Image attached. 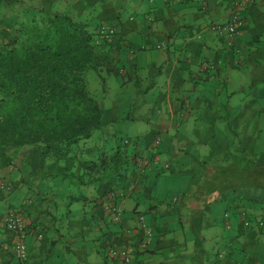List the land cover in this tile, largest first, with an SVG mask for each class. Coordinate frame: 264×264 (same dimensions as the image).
<instances>
[{
  "label": "crops",
  "instance_id": "obj_1",
  "mask_svg": "<svg viewBox=\"0 0 264 264\" xmlns=\"http://www.w3.org/2000/svg\"><path fill=\"white\" fill-rule=\"evenodd\" d=\"M230 6V0H0V45L35 9L64 13L96 34L104 26L117 32L104 45L113 66L102 74L99 102L108 124L97 139L37 176L27 171L28 148H0V174L12 187L0 191V264H16L19 235L6 227L9 211L23 217L27 264H116L108 251L127 245L137 248L134 264H264L263 227L243 225L247 216L264 222V169H250L264 160V0L229 45L207 28L226 22ZM212 63L217 69L207 70ZM131 124L149 130L124 134ZM117 144L119 163L111 158ZM133 154L160 167L151 162L140 171ZM114 201L124 212L119 223L106 211ZM140 216L154 234L147 247Z\"/></svg>",
  "mask_w": 264,
  "mask_h": 264
},
{
  "label": "trees",
  "instance_id": "obj_2",
  "mask_svg": "<svg viewBox=\"0 0 264 264\" xmlns=\"http://www.w3.org/2000/svg\"><path fill=\"white\" fill-rule=\"evenodd\" d=\"M27 11L15 23L17 35L0 47V148H28L27 171L37 176L52 164L76 158L81 144L108 124L103 105L88 89L87 76L94 71L105 84L102 74L111 70L113 59L104 48L107 43L87 23L64 13ZM122 145L130 143L123 140ZM121 148L111 156L118 163ZM131 157L137 166L138 156ZM105 159L100 157L102 165ZM156 160L151 158L159 168ZM164 167L162 171L170 169ZM253 167L264 169V160L257 159ZM246 220L257 223L249 216Z\"/></svg>",
  "mask_w": 264,
  "mask_h": 264
},
{
  "label": "built area",
  "instance_id": "obj_3",
  "mask_svg": "<svg viewBox=\"0 0 264 264\" xmlns=\"http://www.w3.org/2000/svg\"><path fill=\"white\" fill-rule=\"evenodd\" d=\"M154 0H150L153 2ZM257 0H230L231 6L229 11L228 20L224 23H212L208 28L207 31L225 38L230 45L232 43L233 38H235L240 32L246 27L247 24V14L249 11L254 7ZM117 32L114 28L104 26L99 29L98 37L101 43H111L113 42L114 38L116 37ZM200 40L202 37L201 35H197L196 37ZM213 66H207V70L213 69ZM121 72H124L123 70ZM126 143H128L126 141ZM156 145L161 144V139H155ZM143 159H138V163ZM145 164H141V169L145 171ZM169 165H165L164 169H167ZM11 185L6 181L3 176L0 174V191H8L11 190ZM108 204V203H107ZM106 204V205H107ZM106 211L111 213L113 216V220L116 223L121 221L122 211L120 208L114 203L111 202L106 206ZM6 227L9 232L17 233L19 238L15 241L14 244V252L16 256V264H27L28 259V250L27 246L24 244L23 240L20 239L21 235L27 231L23 217L20 212L18 211H9L5 217ZM139 223L141 225L142 231L145 233V240L143 243L144 247L149 246L150 241L153 237V232L147 228L145 223V218L140 216ZM257 224L259 227L264 228V222L258 221ZM246 227H251L253 224L246 222ZM231 229V226L228 227ZM130 234V233H129ZM130 236V235H129ZM137 252V248L133 245H127L123 248H112L108 252V257L117 264H134L135 253ZM2 253L3 249L0 248V263L2 262Z\"/></svg>",
  "mask_w": 264,
  "mask_h": 264
},
{
  "label": "rangeland",
  "instance_id": "obj_4",
  "mask_svg": "<svg viewBox=\"0 0 264 264\" xmlns=\"http://www.w3.org/2000/svg\"><path fill=\"white\" fill-rule=\"evenodd\" d=\"M131 12V9L130 8H127V11H124V13H126L127 15H129V13ZM126 15V16H127ZM98 34V33H97ZM7 37V36H6ZM5 37V39L2 41V45L4 44L5 46L9 43L8 41H10L11 42V40H13V39H8V38H6ZM221 38V37H220ZM115 40V39H114ZM113 40V41H114ZM2 45H0V47H2ZM209 63H211V61H209ZM214 63H218V67H219V65L221 64L219 61L218 62H214ZM214 63H212L213 65V69H211V70H216L217 69V64H214ZM213 73V72H212ZM87 81H88V89H89V91H90V93L97 99V100H99L100 101V95L102 94V88L104 89L105 88V86L101 83V78H100V76L96 73V72H94V71H90L89 73H88V76H87ZM117 89V85L116 84H114V87H113V91H112V93L110 92V95H112L111 96V98L113 97V95H114V92H115V90ZM250 90L248 89V92H249ZM245 94L246 93H236L235 94V96H234V100L236 99V100H238L239 98H243L244 96H245ZM110 98V99H111ZM221 98V97H220ZM220 101H221V104H223L224 103V101H223V99H220ZM125 104H128V102L126 101L125 102ZM120 110H121V112L123 113V114H126V115H124V116H127V113L129 112V110H128V108H126L125 107V105L124 104H121V107H120ZM133 124H131V125H129L128 127L130 128V129H128L127 131H125V132H123L124 134L126 133V134H128L129 136H132V137H134V136H138V135H141V133H143V132H146L147 130H149V127H148V125H145V124H143V125H141V126H139V125H133ZM192 125V127H191V129H193V124H191ZM144 130V131H143ZM100 134V131H97L96 133H95V138L94 139H97V136ZM216 140H214V141H216L217 143L219 142V143H221V136H219V134L218 133H216ZM92 141V140H91ZM116 143V142H115ZM117 147H119V144H117ZM116 147V148H117ZM210 149H212V148H210ZM126 152V151H125ZM143 159L142 161H140L138 164H137V166L139 167V169H140V171H141V164L142 163H144L145 165L144 166H146L145 167V171H147L148 170V168L149 167H151V165H152V163L150 162V161H146V159L144 158V157H140V156H138V159ZM156 162H158L157 160H156ZM227 166V163H224V161L221 159V166ZM215 166V165H214ZM143 170V169H142ZM220 183H223V181H219ZM55 188H58V186H54L53 187V189H52V191L53 190H55L56 191V189ZM110 195V194H109ZM112 195V194H111ZM57 198H59V197H57ZM131 203H133V201H130ZM124 217V212L122 211V217H121V219ZM109 252V251H108Z\"/></svg>",
  "mask_w": 264,
  "mask_h": 264
}]
</instances>
